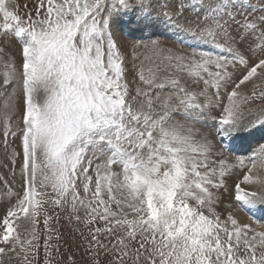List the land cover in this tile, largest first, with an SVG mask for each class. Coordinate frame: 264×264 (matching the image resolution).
<instances>
[{"label": "snow or ice", "instance_id": "snow-or-ice-1", "mask_svg": "<svg viewBox=\"0 0 264 264\" xmlns=\"http://www.w3.org/2000/svg\"><path fill=\"white\" fill-rule=\"evenodd\" d=\"M0 65V264H264V0H0Z\"/></svg>", "mask_w": 264, "mask_h": 264}, {"label": "rangeland", "instance_id": "rangeland-1", "mask_svg": "<svg viewBox=\"0 0 264 264\" xmlns=\"http://www.w3.org/2000/svg\"><path fill=\"white\" fill-rule=\"evenodd\" d=\"M252 2L254 4H258L259 3V0H252ZM127 20H129L128 21L129 22V25H131L135 29V32H134V35H132V36H129L128 34H123V38L125 39L126 42H128L129 44H131L132 42L138 41L139 38L142 35H145V34L141 33L139 30L136 29L134 18L130 17V18H127ZM159 38L162 39V40H166L167 39L166 36H159ZM2 70H3V67H2V65H0V71H2ZM259 108H260V105H259V102H257V104L254 106V109L258 111ZM212 114L215 116L216 115V112H213ZM208 123L211 124V123H213V121H209ZM203 131L210 132L212 134V136H215V130L212 129V128L203 129ZM242 141H243V143H245V144H243L244 145V148L249 153H246V154H241L240 153V155H242L244 157L246 155L245 159L247 160V156H250V154L253 153V152H251L253 149H258V147H259L260 144H264V129H261L259 131H255L252 135L247 136ZM216 142L218 144L220 143V141L218 140V137H216ZM221 147H223V145H221ZM235 152H237V151H235ZM235 152H233V151L232 152H228V151L225 150V155L228 156L230 158V160H234L235 157L237 155H239V153L237 154ZM246 187L250 190L254 186H251L250 185V186H246ZM2 203H3V201H0V205H2ZM2 210H3L2 207H0V211H2ZM240 215H241V218L242 219H244V220H246V221L254 224L257 228H259L260 225L263 224L261 222L256 221L257 219L256 220L253 219L248 214L247 215L250 217V219H248L243 213H241Z\"/></svg>", "mask_w": 264, "mask_h": 264}, {"label": "bare ground", "instance_id": "bare-ground-1", "mask_svg": "<svg viewBox=\"0 0 264 264\" xmlns=\"http://www.w3.org/2000/svg\"><path fill=\"white\" fill-rule=\"evenodd\" d=\"M127 18H130V17H126L123 21V23L121 24V27L123 29V34H128L129 36H132L134 35V32H135V29L129 25V20H127ZM242 142V141H241ZM240 141H231V140H228V141H224L223 145L224 147L227 149V150H237L239 152V154H246V153H249L247 152V150L244 148V145L241 144ZM252 150V149H251ZM252 152V151H251ZM250 155H253L250 154ZM249 215V214H248ZM251 216V215H250ZM253 219H257L256 221L258 222H261L264 224V217H261V214L260 213H257V215L255 217L251 216ZM253 222V221H252ZM254 223V222H253Z\"/></svg>", "mask_w": 264, "mask_h": 264}]
</instances>
